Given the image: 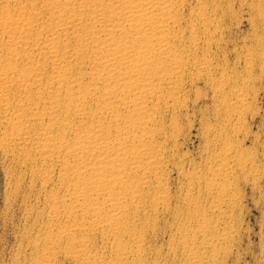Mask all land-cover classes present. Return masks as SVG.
<instances>
[{
	"label": "bare ground",
	"instance_id": "bare-ground-1",
	"mask_svg": "<svg viewBox=\"0 0 264 264\" xmlns=\"http://www.w3.org/2000/svg\"><path fill=\"white\" fill-rule=\"evenodd\" d=\"M224 5L0 0V264L240 260V177L264 196V167L239 139L250 82L214 57Z\"/></svg>",
	"mask_w": 264,
	"mask_h": 264
},
{
	"label": "rangeland",
	"instance_id": "rangeland-1",
	"mask_svg": "<svg viewBox=\"0 0 264 264\" xmlns=\"http://www.w3.org/2000/svg\"><path fill=\"white\" fill-rule=\"evenodd\" d=\"M226 31L219 47L214 48V57L222 70L234 76L240 83L248 80L253 94L250 98L251 110L245 119V130L240 136L247 153L255 155L258 163L264 167V0H225ZM253 61V67L248 71L245 62ZM200 107L211 109V104L202 102ZM205 110V109H203ZM187 124V121H185ZM249 133V137L245 135ZM187 139L184 151L192 153V157L200 160L203 148L201 135V117L195 118V128L187 130ZM185 134V136H186ZM245 138V139H244ZM0 170L2 168L0 167ZM4 174L0 171V242L5 231L4 218L6 213V189L4 188ZM244 195L242 207L239 208L241 219L244 218L249 227L250 235L242 236V246L239 249L240 260L236 264H264V196L253 190V181L240 177ZM259 182V181H258ZM264 193V179L258 183ZM263 201V202H262ZM242 210V211H241ZM12 231L8 232L6 242L0 247L9 249L14 243ZM8 241V242H7ZM7 243V245H6ZM9 247V248H8ZM234 264V262L232 263Z\"/></svg>",
	"mask_w": 264,
	"mask_h": 264
}]
</instances>
